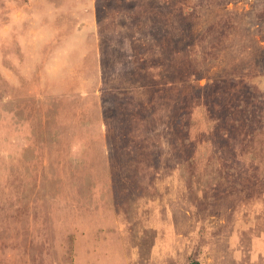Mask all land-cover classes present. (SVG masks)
<instances>
[{
    "label": "rangeland",
    "instance_id": "rangeland-1",
    "mask_svg": "<svg viewBox=\"0 0 264 264\" xmlns=\"http://www.w3.org/2000/svg\"><path fill=\"white\" fill-rule=\"evenodd\" d=\"M261 61L264 0H0V264H264Z\"/></svg>",
    "mask_w": 264,
    "mask_h": 264
},
{
    "label": "trees",
    "instance_id": "trees-1",
    "mask_svg": "<svg viewBox=\"0 0 264 264\" xmlns=\"http://www.w3.org/2000/svg\"><path fill=\"white\" fill-rule=\"evenodd\" d=\"M183 8V10L182 11H184V13L185 14H190V6H186V7H182ZM181 8V9H182ZM174 13V12H173ZM172 16H174L173 14H172ZM222 31V30H221ZM239 31H241V32H243L244 33V31L240 28H237V32H239ZM242 35V34H241ZM239 42L241 43L240 44V50L239 49H237L236 51H239L240 53H242V52H244L243 50H244V47H245V45H246V43L245 42H241L240 40H239ZM243 43V44H242ZM242 49V50H241ZM240 64H241V66H242V68H241V70H240V74H243L244 73V75H248L249 76V78L248 79H251V72H249V70L247 69V67L244 65V63L243 62H239ZM261 63H262V65L259 63L256 67L257 68H260L261 70L262 69H264V62H262L261 61ZM257 72V73H256ZM255 73V76H257V75H260L261 77L262 76H264V73H262L260 70H258V71H256ZM198 74V73H197ZM196 74V77L193 75V74H191L192 76H194L195 78L194 79H191V77L190 76H188V77H186V78H183V79H181V80H179L177 83H176V89H177V93L178 94H183V90H184V88H186V87H188V88H190L188 85H193V86H196V87H201V85L199 84V74L197 75ZM253 76V75H252ZM245 86H247V87H245ZM260 87H258V86H256L254 83H253V81H250V80H245V82H244V84H242V87H238V92H246V93H244V94H246V96H248V97H253L255 100H258V98H260L261 96H263L264 95V90L263 89H259ZM262 93V91H263V94H259L260 92ZM220 91H222V90H220ZM230 91H233L232 89L230 90ZM258 91V92H257ZM188 93H190V92H188ZM230 93L229 92H227V91H224V92H222L221 93V95H223L224 97H227L228 95H229ZM261 110V106L260 105H258V106H256L255 105V108H254V111L253 112H255V114H256V116H258V115H261V114H258V112ZM254 115V114H253ZM263 116V115H262ZM256 119V118H255ZM255 119H253L252 118V121L253 120H255ZM258 127V124L256 125V127H251L250 129H249V131H248V133L249 134H245V136H243V137H245V138H247V137H250L251 135H252V133H253V131H252V129L253 128H257ZM251 133V134H250ZM249 135V136H248ZM252 151V150H251ZM256 153H257V150H256ZM257 154H259V156H260V153H257ZM108 157V156H107ZM261 159H262V157H260ZM250 160V159H249ZM261 163V162H260ZM257 164H259V163H257ZM30 249V248H29ZM189 264H201V262L200 261H197V260H194V261H190L189 262Z\"/></svg>",
    "mask_w": 264,
    "mask_h": 264
}]
</instances>
